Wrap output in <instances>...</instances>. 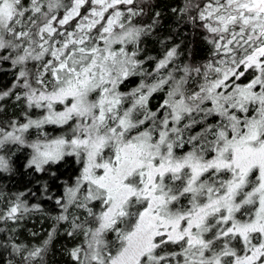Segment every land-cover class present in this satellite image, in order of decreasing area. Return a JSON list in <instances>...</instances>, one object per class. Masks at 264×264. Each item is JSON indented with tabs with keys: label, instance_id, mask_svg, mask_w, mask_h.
Listing matches in <instances>:
<instances>
[{
	"label": "snow or ice",
	"instance_id": "snow-or-ice-1",
	"mask_svg": "<svg viewBox=\"0 0 264 264\" xmlns=\"http://www.w3.org/2000/svg\"><path fill=\"white\" fill-rule=\"evenodd\" d=\"M158 3L0 0V264H264V0Z\"/></svg>",
	"mask_w": 264,
	"mask_h": 264
},
{
	"label": "trees",
	"instance_id": "trees-1",
	"mask_svg": "<svg viewBox=\"0 0 264 264\" xmlns=\"http://www.w3.org/2000/svg\"><path fill=\"white\" fill-rule=\"evenodd\" d=\"M171 3H172V0H159L158 8L159 9H166L170 6ZM169 20H170V17L165 20V23L168 24ZM166 31H167V29H166ZM187 38L188 39H195L196 55L202 56L203 55V49H202V46L199 42V38L198 37L193 38L190 33L188 34ZM177 39H180V38L178 37ZM17 187H19V186L18 185L17 186L9 185V188L12 191H15ZM45 207L47 208V205ZM48 223L49 222H48L47 218L42 217L40 215H34L31 217V219L29 221H27V227L31 228L33 230H38V229H41L42 227L47 228ZM46 234H47L46 232L41 233V236H44ZM21 238L22 239L28 238V234H27L26 230H22ZM66 243H67V241H65L63 237L59 238L55 242L53 250H52V252L49 253V256L47 258L48 264H66V257L63 256L61 253V248Z\"/></svg>",
	"mask_w": 264,
	"mask_h": 264
}]
</instances>
